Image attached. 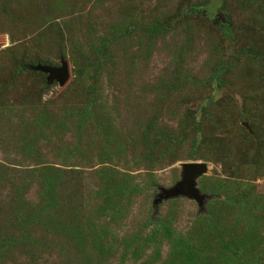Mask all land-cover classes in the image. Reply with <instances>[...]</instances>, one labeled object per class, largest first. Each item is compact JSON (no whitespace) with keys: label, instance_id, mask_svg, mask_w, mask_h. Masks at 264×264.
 I'll return each instance as SVG.
<instances>
[{"label":"rangeland","instance_id":"374dc122","mask_svg":"<svg viewBox=\"0 0 264 264\" xmlns=\"http://www.w3.org/2000/svg\"><path fill=\"white\" fill-rule=\"evenodd\" d=\"M0 264H264V0H0Z\"/></svg>","mask_w":264,"mask_h":264},{"label":"water","instance_id":"95a60500","mask_svg":"<svg viewBox=\"0 0 264 264\" xmlns=\"http://www.w3.org/2000/svg\"><path fill=\"white\" fill-rule=\"evenodd\" d=\"M30 68L47 74L50 84L58 82L61 86H65L71 77L70 66L66 60H62L60 67L38 64ZM207 171L208 165L206 163L195 162L184 164L182 180L172 188H161L155 205L158 206L168 200L187 197L195 200L200 208L203 209L207 196L202 194L198 189V179Z\"/></svg>","mask_w":264,"mask_h":264},{"label":"trees","instance_id":"16d2710c","mask_svg":"<svg viewBox=\"0 0 264 264\" xmlns=\"http://www.w3.org/2000/svg\"><path fill=\"white\" fill-rule=\"evenodd\" d=\"M21 69L22 70L28 69V66H22Z\"/></svg>","mask_w":264,"mask_h":264}]
</instances>
